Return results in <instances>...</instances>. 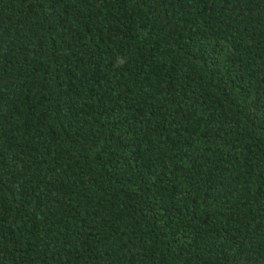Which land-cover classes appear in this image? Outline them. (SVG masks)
<instances>
[{
    "label": "trees",
    "instance_id": "trees-1",
    "mask_svg": "<svg viewBox=\"0 0 264 264\" xmlns=\"http://www.w3.org/2000/svg\"><path fill=\"white\" fill-rule=\"evenodd\" d=\"M0 264H264V0H0Z\"/></svg>",
    "mask_w": 264,
    "mask_h": 264
},
{
    "label": "clouds",
    "instance_id": "clouds-1",
    "mask_svg": "<svg viewBox=\"0 0 264 264\" xmlns=\"http://www.w3.org/2000/svg\"><path fill=\"white\" fill-rule=\"evenodd\" d=\"M126 58L125 57H118L116 61V67H123L126 64Z\"/></svg>",
    "mask_w": 264,
    "mask_h": 264
}]
</instances>
